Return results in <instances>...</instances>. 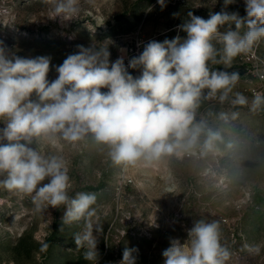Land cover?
<instances>
[{
	"label": "rangeland",
	"instance_id": "rangeland-1",
	"mask_svg": "<svg viewBox=\"0 0 264 264\" xmlns=\"http://www.w3.org/2000/svg\"><path fill=\"white\" fill-rule=\"evenodd\" d=\"M165 5L78 0V14L53 18L45 0H0V42L23 57L50 56L52 81L55 66L80 45L108 47L111 61L122 50L128 61L151 40L186 37L178 26L189 13L207 19L223 9L246 16L244 0L226 9L224 0H165ZM222 54L218 51L217 60ZM209 66L238 72L240 78L223 103L219 93L208 98L205 90L194 119L203 130L196 146L181 156L117 164L91 134L76 145L62 139L34 142L38 150L67 162L72 195L95 193L93 222L103 226L97 264H120L126 247L138 249L136 264H163L169 240L188 242L187 230L200 220L218 223L219 243L228 252L222 264H264V105L250 111L254 94H264V38L231 65ZM236 92L248 98V105L231 103ZM209 131L219 135L211 150L204 147ZM63 214L62 207L37 211L30 196L0 187V264H95L73 241L84 221L63 224Z\"/></svg>",
	"mask_w": 264,
	"mask_h": 264
},
{
	"label": "clouds",
	"instance_id": "clouds-1",
	"mask_svg": "<svg viewBox=\"0 0 264 264\" xmlns=\"http://www.w3.org/2000/svg\"><path fill=\"white\" fill-rule=\"evenodd\" d=\"M45 2L52 5L53 18L80 11L78 0ZM234 2L224 0V9ZM158 3L166 6L165 0ZM244 3L245 17L223 9L207 19L189 13L178 26L186 37L151 40L127 65L123 56L111 61L108 47L80 45L55 66L57 78L52 81L50 56L23 57L0 42V187L30 196L37 211L62 207L63 224L83 220L84 228L73 241L85 250L86 261L97 264V237L103 226L93 222L95 193L72 195L67 162L38 150L34 142L62 139L76 145L91 134L108 147L114 163L132 165L141 158L181 156L194 148L203 130L202 124H194L195 111L205 90L208 98L219 93L223 103L240 78L238 72L211 69L209 62L231 65L264 38V0ZM226 25L227 30L220 31ZM218 51L223 53L220 60ZM231 103L249 102L236 92ZM262 105L264 94L255 93L250 111ZM216 139L219 135L209 131L204 147L211 150ZM218 228L215 221L195 222L187 230L188 242L169 240L163 264H222L228 252L219 243ZM137 251L126 247L120 264H136Z\"/></svg>",
	"mask_w": 264,
	"mask_h": 264
},
{
	"label": "built area",
	"instance_id": "built-area-1",
	"mask_svg": "<svg viewBox=\"0 0 264 264\" xmlns=\"http://www.w3.org/2000/svg\"><path fill=\"white\" fill-rule=\"evenodd\" d=\"M119 56H123L124 57L125 64L127 65L128 61H126V56L124 55V52L122 50L119 51L118 56L113 61H115ZM129 71H131V69H129Z\"/></svg>",
	"mask_w": 264,
	"mask_h": 264
}]
</instances>
